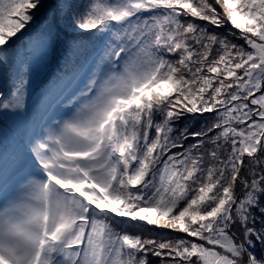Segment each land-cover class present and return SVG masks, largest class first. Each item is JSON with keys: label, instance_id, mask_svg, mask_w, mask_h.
Listing matches in <instances>:
<instances>
[{"label": "snow or ice", "instance_id": "obj_1", "mask_svg": "<svg viewBox=\"0 0 264 264\" xmlns=\"http://www.w3.org/2000/svg\"><path fill=\"white\" fill-rule=\"evenodd\" d=\"M0 264H264V0H0Z\"/></svg>", "mask_w": 264, "mask_h": 264}]
</instances>
